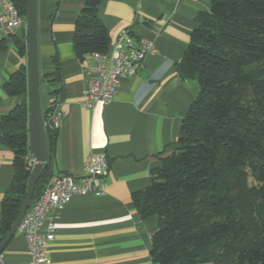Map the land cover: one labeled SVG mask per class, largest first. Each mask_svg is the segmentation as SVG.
<instances>
[{
    "label": "trees",
    "instance_id": "obj_1",
    "mask_svg": "<svg viewBox=\"0 0 264 264\" xmlns=\"http://www.w3.org/2000/svg\"><path fill=\"white\" fill-rule=\"evenodd\" d=\"M11 1L26 19L27 0ZM100 2L85 0L75 23L73 48L81 63L110 51ZM196 22L177 70L197 82L200 93L172 154L153 171L152 185L133 194V205L142 219L158 218L155 264H264V0H212ZM14 43L27 56V40ZM5 48L3 40L0 51ZM52 62L55 71L44 77L59 82L57 54ZM3 91L23 101L0 117V146L13 153L15 169L1 204L0 244L19 216L32 170L27 67L12 74ZM52 95L44 122L63 101L61 91ZM45 128L51 156L33 203L52 177L57 130Z\"/></svg>",
    "mask_w": 264,
    "mask_h": 264
},
{
    "label": "crops",
    "instance_id": "obj_2",
    "mask_svg": "<svg viewBox=\"0 0 264 264\" xmlns=\"http://www.w3.org/2000/svg\"><path fill=\"white\" fill-rule=\"evenodd\" d=\"M85 0H38L41 106L48 109L61 91L62 117L51 157V179L68 174L81 180L85 159L105 153L109 172L104 196H74L56 223L55 241L48 247L51 264H155L152 239L158 218L142 219L133 194L149 188L153 171L175 148L183 119L200 93L197 82L183 80L177 70L198 28L196 17L210 12L212 0H101L99 17L111 43L127 30L134 39L154 43L136 76L122 80L119 94L107 106H82L86 81L73 48L76 20ZM26 29L0 39V117L23 98H9L3 85L22 66L14 40L26 42ZM58 55L62 79L44 76L55 71ZM89 61V60H88ZM51 156V154L49 155ZM32 157V156H31ZM14 156L0 146L1 204L14 178ZM25 238L17 233L0 256V264H28Z\"/></svg>",
    "mask_w": 264,
    "mask_h": 264
},
{
    "label": "built area",
    "instance_id": "obj_3",
    "mask_svg": "<svg viewBox=\"0 0 264 264\" xmlns=\"http://www.w3.org/2000/svg\"><path fill=\"white\" fill-rule=\"evenodd\" d=\"M21 29H26V19L11 0H0V39ZM155 52L154 43L136 40L127 30L119 33L108 53H93L81 63L86 81L82 106L93 110L98 105H109L119 94L122 80L136 76L144 67L147 56ZM61 117L58 107L44 122L45 127L57 130ZM30 164L32 168L33 157ZM109 167L105 153L91 154L84 161L81 180L68 174L50 179L18 228V233L27 242L31 258L28 264H51L48 247L56 239V223L65 207L74 196H104L108 190L105 178Z\"/></svg>",
    "mask_w": 264,
    "mask_h": 264
},
{
    "label": "water",
    "instance_id": "obj_4",
    "mask_svg": "<svg viewBox=\"0 0 264 264\" xmlns=\"http://www.w3.org/2000/svg\"><path fill=\"white\" fill-rule=\"evenodd\" d=\"M27 35V71H28V105L29 135L31 155L34 165L19 216L0 244V256L6 246L18 233L20 223L33 203L36 185L42 175L49 157V146L41 106V70L39 60L38 38V0H27L26 10Z\"/></svg>",
    "mask_w": 264,
    "mask_h": 264
}]
</instances>
